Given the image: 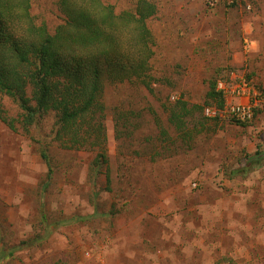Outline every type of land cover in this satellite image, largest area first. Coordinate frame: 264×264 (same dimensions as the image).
Wrapping results in <instances>:
<instances>
[{
  "label": "rangeland",
  "instance_id": "374dc122",
  "mask_svg": "<svg viewBox=\"0 0 264 264\" xmlns=\"http://www.w3.org/2000/svg\"><path fill=\"white\" fill-rule=\"evenodd\" d=\"M101 1L116 13L137 2ZM146 1L156 9L151 92L105 82L104 111L89 123L104 115L96 146L91 133L64 148L52 112L23 125L18 100L0 97V264L264 262L257 225L253 236L227 220L254 201L264 233V107L246 126L202 110L213 82L241 78L264 97V0ZM57 3L30 6L50 33L65 21ZM182 104L190 115L178 131L167 110Z\"/></svg>",
  "mask_w": 264,
  "mask_h": 264
},
{
  "label": "trees",
  "instance_id": "16d2710c",
  "mask_svg": "<svg viewBox=\"0 0 264 264\" xmlns=\"http://www.w3.org/2000/svg\"><path fill=\"white\" fill-rule=\"evenodd\" d=\"M32 1L0 0V97L7 94L18 100L23 125L31 126L52 112L55 138L64 148H83L91 133L97 134L90 143L96 146L104 115L94 126L89 123L94 110L104 111L100 98L105 82H137L151 92L154 42L148 22L156 14L155 6L137 0L133 10L116 13L101 0H58L65 21L50 33L30 14ZM26 90L30 97L25 96ZM205 103L217 109L224 107L223 91L217 89L216 82L210 84ZM259 110L254 109L253 116ZM167 112L175 130H184L185 118L190 115L185 104ZM232 119L243 126L250 122ZM9 128L13 130V125ZM64 135L70 136V145L64 143ZM41 157L48 163L45 153ZM104 158L97 154L95 163ZM50 175L48 168L43 192Z\"/></svg>",
  "mask_w": 264,
  "mask_h": 264
},
{
  "label": "built area",
  "instance_id": "2783aa9c",
  "mask_svg": "<svg viewBox=\"0 0 264 264\" xmlns=\"http://www.w3.org/2000/svg\"><path fill=\"white\" fill-rule=\"evenodd\" d=\"M217 89L223 91L224 107L222 109H217L214 106L204 107L203 114L205 117L217 119L231 117L241 121L251 120L253 110L264 107V97L260 96L244 79L239 78L229 83L220 81L217 83Z\"/></svg>",
  "mask_w": 264,
  "mask_h": 264
},
{
  "label": "crops",
  "instance_id": "0c3cea01",
  "mask_svg": "<svg viewBox=\"0 0 264 264\" xmlns=\"http://www.w3.org/2000/svg\"><path fill=\"white\" fill-rule=\"evenodd\" d=\"M253 202H246L244 204H241V203L236 204L237 213L239 216L237 218H235V217H232L229 213H227V220L231 223H234V222H237L238 218H239V220L243 219V220H241L242 224H240V225H241L243 231L244 230L247 231L246 234L251 233V235H253L252 234L253 233V225H257L258 229L255 230V233H254L255 236L254 235L253 236H254L255 240L257 237L262 242V246L264 247V233L259 228L262 226L261 225L258 226V223L255 222V217L258 218L255 215L257 213H260V212H256V209H257L256 203L251 204ZM260 203H262V202H260ZM253 206L255 207V211H254ZM247 212H249V213H247ZM246 215H248V216H246ZM260 264H264V262H262V260H261Z\"/></svg>",
  "mask_w": 264,
  "mask_h": 264
},
{
  "label": "clouds",
  "instance_id": "9594fccd",
  "mask_svg": "<svg viewBox=\"0 0 264 264\" xmlns=\"http://www.w3.org/2000/svg\"><path fill=\"white\" fill-rule=\"evenodd\" d=\"M218 83V82H217ZM217 85V84H216Z\"/></svg>",
  "mask_w": 264,
  "mask_h": 264
}]
</instances>
